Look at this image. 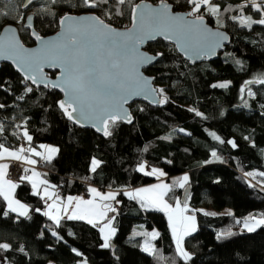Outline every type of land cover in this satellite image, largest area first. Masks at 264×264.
I'll return each instance as SVG.
<instances>
[{
    "label": "trees",
    "instance_id": "1",
    "mask_svg": "<svg viewBox=\"0 0 264 264\" xmlns=\"http://www.w3.org/2000/svg\"><path fill=\"white\" fill-rule=\"evenodd\" d=\"M49 1L52 3L46 0V6L54 11L52 16L33 13V28L40 36L53 34L58 19L65 14L90 12L99 18L107 16L104 22L108 25L126 28L135 4L160 2L128 0L122 6V15L109 16L101 9L91 12L83 7L81 0H56L51 5ZM245 1L213 0L221 6L219 20L223 26L217 23V17L202 9L206 23L224 30L230 37L229 46L214 61L190 67L170 45L161 41L148 44L145 51L162 55L144 74L164 88L168 101L159 106L131 103L132 122L117 121L111 125L109 137L72 124L58 106L60 95L56 91L26 82L33 91L25 95L21 78L9 66H0V82H7L5 88L9 89L0 90V104L5 105L0 109V126L4 129L0 143L9 149L41 144L57 148L50 162L36 158L34 167L40 180L55 186L61 199L69 195L87 197L83 192L87 193L88 185L99 191L120 193L112 201L115 211L109 216L115 217L111 225L115 233L109 238V247L104 248L99 224L93 227L84 220L61 219L57 227L43 214L44 202L38 195H32L31 184L20 177L10 178L7 169L5 178L18 185L12 198L23 203L28 213L21 216L8 211L0 196V243L11 245L9 251L0 250L2 264H185L176 255L162 211L141 207L123 194L129 188L155 181L154 177L136 171L140 164L165 173L171 186L164 196L167 203L180 201L182 190L188 187L185 201L192 209L228 207L232 212L231 216L194 212L196 230L183 238L184 249L191 256L187 264H264V226L239 232L237 223L248 214L264 216V175H261L264 173V84L246 83L264 78V25L241 27L238 21L229 18L240 15L237 6ZM166 2L172 4L174 11L189 10L185 0ZM20 3L21 0L0 1V28L14 25L18 20L22 13ZM42 4L43 0H39L30 8ZM229 5L234 10L224 12ZM109 10L115 11L111 7ZM244 15L253 20L261 18L250 6L244 9ZM21 24L16 25L19 38L23 45L31 46ZM224 82H229L228 87H212ZM17 96L24 99L17 100ZM196 112L202 115L197 116ZM25 130L32 136L31 144L23 138L17 139ZM210 133L220 140L213 139ZM168 136L171 138L161 139ZM228 141H233L236 147ZM93 158L101 162L95 172L90 169ZM17 162L23 165L21 176L32 173L25 161ZM250 172L255 173L247 175ZM182 175L188 181L179 187L173 182ZM6 211L8 215H4ZM151 229H156L157 237L152 241L153 254L149 255L139 245ZM134 230L144 231V236L135 235ZM53 231L62 239L52 235ZM228 232L233 234L218 238V234ZM21 247L23 252L19 251ZM72 249L82 255L76 256Z\"/></svg>",
    "mask_w": 264,
    "mask_h": 264
},
{
    "label": "snow or ice",
    "instance_id": "2",
    "mask_svg": "<svg viewBox=\"0 0 264 264\" xmlns=\"http://www.w3.org/2000/svg\"><path fill=\"white\" fill-rule=\"evenodd\" d=\"M22 7L27 8L33 3V0H21ZM128 0H81L83 7L89 9H101L109 16L112 14L122 15V6ZM189 6L186 15L177 14L173 10L172 4L166 0H160L157 8H151L147 5H137L132 8V23L133 28L128 31L121 32L114 30L109 25L105 24L102 19L92 15L88 17L75 18L65 15L60 18L61 33L54 40H44L36 32H32V36L40 44V47L34 51H28L23 48L16 37L15 29H7L10 35L6 36L3 41H0V58L11 59L16 63L17 69L23 73L24 94L33 91L26 82L31 81L32 84L43 83L48 87V83L43 75L44 66L59 68L61 75L58 78L59 83H53L51 87L59 88L65 95L64 101H58V106L63 111L64 115L73 123H80L81 126L91 125L105 137L112 135L110 130L111 125H115L117 121L125 123L132 122L131 114L124 109L123 105L128 102L130 95H144L146 98L152 95H158L160 104L167 103L168 97L164 95V89H155L149 87L150 81L140 76L139 69L141 66L152 63L161 53L155 56H149L146 53L139 51L140 45L145 39H156L157 36H164L165 39H175L178 45L184 49L185 54L192 53L195 58H201L202 55L214 54L215 49L220 47L221 43L227 37L220 32H209L203 27L204 12L206 10L212 16L217 17V23L220 24L219 13L221 6L215 4L213 0H185ZM55 4L56 0H52ZM251 7L255 12L260 13L259 20H253L251 16L244 15V9ZM114 8L112 13L109 8ZM240 10L239 16L229 17L233 21H238L241 27L251 28L253 24L264 25V0H246L245 3L237 6ZM139 12V24H137V10ZM233 9L232 5L224 8V12H229ZM186 16L195 17L189 20ZM32 16H27L23 13L17 23H22V27H32ZM220 26H223L220 24ZM239 64L240 62L237 61ZM7 82H0V90H9L5 88ZM229 82L214 84L212 87H228ZM246 83L264 84V78L256 81H248ZM244 89L242 88L241 91ZM252 95L251 91L248 93ZM17 100L24 99V96H17ZM156 102V101H153ZM4 104H0V109L4 108ZM194 111V109H189ZM197 116L202 114L196 112ZM4 129L0 126V133ZM213 139L220 140L215 133H210ZM25 139L31 144L32 136L25 130L17 139ZM171 137H161V139H170ZM247 139V137H246ZM223 143V141H220ZM233 147L236 144L233 141H228ZM42 149L48 153L47 157L43 152L36 151L34 148L27 149L21 147L19 151H10L8 147L0 143V159L11 157L16 160H25L26 163L35 165L34 159H27L21 153L27 151L37 157L46 159L48 162L52 159V154L58 151L55 147L41 145ZM147 149H145L146 151ZM213 157L216 153H212ZM101 162L93 158L90 169L92 172ZM8 164H0V196H3L7 201L8 211L17 212L21 216H27L28 208L18 200L12 198V192L18 187L17 184L5 180L7 175ZM25 172L28 170L25 169ZM136 171L144 175H154L157 178L165 175L163 171L153 168L150 172L145 171V165L140 164ZM251 176L252 173H247ZM261 175H264L262 173ZM39 173L33 172L32 176H21L20 179L27 180L32 185V195H40L37 185H45L41 199L45 200L47 211L43 212L48 216L53 223L59 227L61 220V212L68 220H86L87 223L96 227L97 224H102L99 232L103 238V247H109V237L114 235L115 229L111 227L112 220L115 217L109 218L108 212H114L108 201H116L119 192L102 193L94 187H89L88 192L92 198L84 200L80 197H67V203H63L59 195L55 192V186L49 185L46 180L36 181L33 177H38ZM188 177L185 175L180 180L174 181L179 187H184ZM264 186V185H262ZM52 189L49 192V189ZM171 190V186L167 184L154 185L151 188H139L134 191L124 192L129 199L137 200L142 207L154 206L157 210L164 211L169 219V226L172 230V237L175 242L176 255L181 258L185 264L191 259L190 254L184 250L183 238L190 235L195 229V216H186L185 212L189 211L187 203L181 207L179 200L176 202L175 208H171L164 201V196ZM51 200L52 203H47ZM57 201H61L62 207L57 206ZM75 204V207H71ZM118 203V201H117ZM53 210L55 214H53ZM8 211L4 215H8ZM37 211H40L37 209ZM70 213V214H69ZM204 215H216V213L204 212ZM227 215L231 216L232 212L228 211ZM246 217L243 222V228L249 232L254 231L258 226H264V218L255 219ZM237 223H240L237 220ZM218 234V238L224 235ZM52 235L62 239L53 231ZM69 235H72L69 232ZM157 233H152L154 239ZM11 245L9 243H0V250L9 251ZM149 255L153 254V248L150 244H145L141 249ZM19 251L23 252L21 247ZM76 256L82 254L72 249ZM6 259V258H5ZM2 264V262H0ZM86 264V262H85Z\"/></svg>",
    "mask_w": 264,
    "mask_h": 264
},
{
    "label": "water",
    "instance_id": "3",
    "mask_svg": "<svg viewBox=\"0 0 264 264\" xmlns=\"http://www.w3.org/2000/svg\"><path fill=\"white\" fill-rule=\"evenodd\" d=\"M0 1L1 2H4V3H11L14 0H0ZM38 1L39 0H33V3L30 4V5H28L27 8L22 7V2L20 3L19 9H20V11L23 14H26L25 15V19H26L27 16H32L33 17L32 14L27 13V12L29 11L30 7L33 4H35L36 2H38ZM159 4H160V2L157 3V4H151V3L146 2V1H139L137 4L134 5V7L137 6V5H141V6L147 5V6L151 7V8H157L159 6ZM131 12H132V9L130 11V24H129L128 27H126V28H115V27H113L111 25H109V26L111 28H113L114 30H118V31H121V32H125V31H128L129 29H132L133 28V23H132V14H131ZM139 12H140V9L137 10V24H139ZM175 12L177 14H181V15H186L187 14V12H178V11H175ZM65 15H69V16H72V17H75V18H80V17L92 16V15H95V14H93V13H83V14H65ZM65 15H63L62 17H64ZM62 17H60V18H62ZM60 18L57 21V29H56V31L53 34L47 35V36H41L44 40H54V39L57 38L58 35H60V33H61V25L59 24ZM186 18L189 19V20H193L194 19L191 16H186ZM203 27L206 28L209 32H220V33H223L227 37V39L224 40L221 43L220 47H218V48L215 49L214 54H211V55H202L201 58H195L192 55V53L185 54L184 49L181 48L178 45V43L176 42L175 39L168 40V39H165L164 36H157L156 39H145L144 42L140 45L139 51L141 53H146L149 56H155V55L149 54L147 51H145V48H146V46L148 44L154 43L156 41H161L164 44L170 45L173 48V50L175 51V53L184 62H186L188 64V66H190V67H192L194 65H197V64H200V63H208V62L214 61V60L217 59L218 55L220 53L224 52V50L229 46V44H230V37H229L228 33H226L224 30H220V29H217V28H213L210 25H208L205 20L203 22ZM21 28L28 33L29 39L32 42V45L31 46H25V45L22 44V42H21V40L19 38V34H18L17 27L15 25H10V24L4 25V26H2L0 28V41H3L6 36L10 35V33L6 31L7 29H15V31H16V37L19 40L20 44L23 45V48L25 50H28V51L37 50L40 47V44L32 36V32L33 31L36 32L34 30V28H33V21H32V27L31 28H24V27H22V24H21ZM158 59H159V57L156 60H154L152 63L146 64L144 66H141L140 69H139L140 76L142 78H144V79H148L150 81L149 87L155 88V89H156V85L154 84L153 78L150 77V76L145 75L144 74V70L147 69L148 67L154 65L157 62ZM1 65H7V66H9L12 69V71L15 74H17L21 78V80H23V73L20 72L17 69V65H16V63H14L13 60L0 58V66ZM52 73H53V76L51 77L50 74H52ZM43 75H44V78H45V80L47 81V83L49 85L48 87H45L43 83H41V84H32L31 81H27V83H29L33 87H41V88H49V89H52V90L56 91L60 95V99L58 101H64L66 99L64 93L59 88H53V87H51V85L53 83H59L58 78L61 75L60 69L59 68H54V67H48V66L45 65L44 68H43ZM159 99H161V97L158 96V95H152V96H148L146 98L142 94L141 95H135V94H133V95H130V97L128 99V102L126 104H124L123 107H124L125 110H127L130 113L129 105L131 103H133V102H142V103H145V104H147L149 106H159L160 105V103L158 102ZM153 101H156V102H153ZM132 120H133V118H132ZM69 121L72 124H74V125H76V126H78L80 128L90 129V130L94 131L95 133H97L99 135H103L102 133L97 132L96 129L94 127H92L91 125L81 126L80 123H73V121H71V120H69ZM120 122L125 123L123 121H120ZM125 124H129V123H125ZM188 193H189V188L188 187H185L182 190V192H181L180 203H183L186 200V198L188 196Z\"/></svg>",
    "mask_w": 264,
    "mask_h": 264
},
{
    "label": "rangeland",
    "instance_id": "4",
    "mask_svg": "<svg viewBox=\"0 0 264 264\" xmlns=\"http://www.w3.org/2000/svg\"><path fill=\"white\" fill-rule=\"evenodd\" d=\"M246 2V1H245ZM258 2H259V0H258ZM49 4L51 5L52 3H51V1H49ZM91 10V12H94L95 10L94 9H90ZM27 13H31V14H33V13H38V14H45V15H48V16H52L53 14H54V11L51 9V7L50 6H46V0L44 1L43 0V4H42V6H40L39 8H34V9H32V8H30L29 9V11L27 12ZM90 13V12H89ZM20 18V16L18 17V19ZM100 18H102V20L103 21H105L106 19H108V17L107 16H103V15H101L100 16ZM19 23H17V20L15 21V23H14V25L16 26V25H18ZM160 88H162V89H164L162 86H159V85H156V89H160ZM164 95H166V91L164 90ZM23 133V132H22ZM25 140V139H24ZM41 145H44V146H48V147H54L53 145H49V144H41ZM41 145H39L38 147H32V148H34L36 151H40V152H43L44 153V156L46 157V155H48V153L45 151V149H42L40 146ZM41 148V149H40ZM22 154V156H24V157H26L27 159H34L33 158V154H31V153H29V152H27V153H21ZM34 160H36V159H34ZM25 161V160H24ZM25 164L28 166V168H30L31 169V171L30 172H36V173H39V171H37V170H35V165H31V164H28V163H26L25 162ZM153 168H149V169H146L145 168V171H148V172H150L151 170H152ZM156 169H158V170H160V171H162L161 169H159V168H156ZM250 173H252V175L251 176H253L254 175V173L255 172H250ZM150 176H152V177H154L155 178V181L157 182V181H159L160 179L159 178H157L156 176H154V175H150ZM184 175H182V177H183ZM7 179V178H6ZM8 180V179H7ZM14 182V181H13ZM151 184V183H150ZM150 184H148V185H150ZM144 186H146V187H144V188H151V187H153L154 185H150V186H147V185H144ZM176 202H177V200H176ZM176 202L175 203H173V204H170V206H171V208H175V206H176ZM21 203V202H20ZM184 203H187V205H188V209H189V211H187V212H185L184 213V215H186V216H192V215H194V212L195 211H198V212H200V213H204V212H208V213H216V215H224V214H227V212L228 211H231L230 210V208H228V207H224V208H221V209H213V208H205V207H198V208H194V209H192V207L188 204V202L187 201H185V202H183V203H181V207H183V205H184ZM5 204H6V207L8 208V204H7V201H5ZM6 208V209H7ZM8 210V209H7ZM15 213V212H14ZM17 213V212H16ZM163 214H164V216H165V218H166V222H167V226H168V228H169V230H170V233H171V236H172V230H171V228H170V226H169V219H168V216L165 214V212H162ZM19 215V214H18ZM216 215H210V216H216ZM246 217H251V218H253L252 220H250V223H252V222H254V220L255 219H260V218H264V216L263 215H260V214H248V215H246V216H244L242 219H240V223H239V226H238V231L239 232H249L247 229H245V228H243V222H244V219L246 218ZM195 224H196V222H195ZM258 227H261V226H258ZM258 227H256V228H258ZM255 228V229H256ZM157 233V231H156V229H151V230H149V231H146V239L145 240H143L141 243H140V245H139V248L140 249H142V247L143 246H145V244L147 243V244H150L151 246H152V248H153V240L157 237V235H156V237L153 239L152 238V236H151V234L152 233ZM135 235H137V236H144V231H139V230H134V232H133ZM192 233V232H191ZM102 236V235H101ZM187 236V235H186ZM110 237H112V235L110 236ZM109 237V238H110ZM185 237V236H184ZM172 239H173V237H172ZM102 241H103V238H102ZM103 243H104V241H103ZM173 243H174V246H175V248H176V245H175V242H174V240H173ZM184 247V246H183ZM185 250V249H184ZM186 251V250H185ZM145 253H147V252H145ZM0 262H2V258H1V256H0ZM80 264H84V263H80Z\"/></svg>",
    "mask_w": 264,
    "mask_h": 264
},
{
    "label": "crops",
    "instance_id": "5",
    "mask_svg": "<svg viewBox=\"0 0 264 264\" xmlns=\"http://www.w3.org/2000/svg\"><path fill=\"white\" fill-rule=\"evenodd\" d=\"M41 149V148H40ZM10 151H19V149H9ZM55 154V153H54ZM54 154H52V156H54ZM22 155V154H21ZM33 156V158L34 159H36V158H39V159H42L41 157H36L35 155H32ZM46 157H47V155H46ZM10 160H16V159H14V158H11V157H5V158H3V159H0V164H7ZM16 161H24V160H16ZM26 162V161H25ZM32 176V173H30V175H29V177H31ZM4 179L6 180V178L4 177ZM33 179L34 180H36V181H39L40 180V176H38V177H33ZM159 181H153L150 185H158V184H161V183H163V184H167V179H166V177L165 176H162V177H159ZM31 184V183H30ZM147 186H150V185H148V184H146ZM168 185V184H167ZM32 186V185H31ZM46 186L45 185H40L39 183H38V185H37V188H38V191H39V193H40V195H38L40 198H41V195H43V191H44V188H45ZM89 187H94V186H91V185H88L87 186V188H86V190H87V197H81V196H75V195H69V196H71V197H80V198H83L84 200H88V199H91L92 198V196H91V194L88 192V189H89ZM144 187H146V186H144V185H142V186H138V187H132V188H129V189H127V190H125L124 192H128V191H134V190H136V189H139V188H144ZM95 188V187H94ZM52 191V189L50 188L49 189V192H51ZM97 191H99L98 189H97ZM100 192H102V193H107V192H115L114 190H110V191H100ZM69 196H65L63 199H61V201H63V203H67V197H69ZM43 200V199H42ZM61 201H57L56 203H57V206L58 207H62V204H61ZM134 201H136L138 204H140V206H141V203L140 202H138L137 200H134ZM164 201H165V199H164ZM43 202H44V207H43V212H45V211H47L48 209H47V207H46V202H45V200H43ZM47 203H52V201L51 200H49V201H47ZM108 203H110L111 205H112V201H108ZM165 203H167L166 201H165ZM169 206H170V204L169 203H167ZM71 207H75V204L73 203V205L71 206ZM142 207V206H141ZM145 207H151V208H155V209H157L156 207H154V206H145ZM171 207V206H170ZM162 212H164V211H162ZM111 213L112 212H108V217L111 215ZM53 214H55V211L53 210ZM70 214V213H69ZM61 219H67L66 218V216H64V214H63V212H61ZM46 216V215H45ZM48 217V216H47ZM85 222H86V220H84ZM99 226L101 227L102 226V224H99Z\"/></svg>",
    "mask_w": 264,
    "mask_h": 264
},
{
    "label": "built area",
    "instance_id": "6",
    "mask_svg": "<svg viewBox=\"0 0 264 264\" xmlns=\"http://www.w3.org/2000/svg\"><path fill=\"white\" fill-rule=\"evenodd\" d=\"M21 144L24 145L23 142ZM8 165H9L8 171H9L10 178L18 179L19 177H21L22 170H23V165L21 163L17 161H10ZM83 194L87 196L86 191H84Z\"/></svg>",
    "mask_w": 264,
    "mask_h": 264
},
{
    "label": "flooded vegetation",
    "instance_id": "7",
    "mask_svg": "<svg viewBox=\"0 0 264 264\" xmlns=\"http://www.w3.org/2000/svg\"><path fill=\"white\" fill-rule=\"evenodd\" d=\"M31 14V13H30ZM24 15H26V14H24ZM33 15V14H32ZM192 17V16H191ZM193 18H195V17H193ZM38 34V33H37Z\"/></svg>",
    "mask_w": 264,
    "mask_h": 264
},
{
    "label": "clouds",
    "instance_id": "8",
    "mask_svg": "<svg viewBox=\"0 0 264 264\" xmlns=\"http://www.w3.org/2000/svg\"><path fill=\"white\" fill-rule=\"evenodd\" d=\"M12 161H14V160H12Z\"/></svg>",
    "mask_w": 264,
    "mask_h": 264
}]
</instances>
